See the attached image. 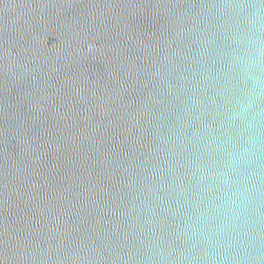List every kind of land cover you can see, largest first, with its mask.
Returning a JSON list of instances; mask_svg holds the SVG:
<instances>
[{"label":"water","instance_id":"1","mask_svg":"<svg viewBox=\"0 0 264 264\" xmlns=\"http://www.w3.org/2000/svg\"><path fill=\"white\" fill-rule=\"evenodd\" d=\"M0 264H264V0H0Z\"/></svg>","mask_w":264,"mask_h":264}]
</instances>
